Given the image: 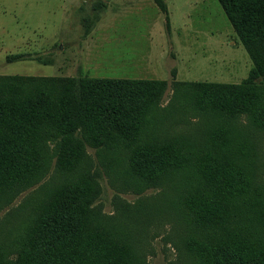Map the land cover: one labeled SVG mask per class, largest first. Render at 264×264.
Segmentation results:
<instances>
[{"label":"trees","instance_id":"16d2710c","mask_svg":"<svg viewBox=\"0 0 264 264\" xmlns=\"http://www.w3.org/2000/svg\"><path fill=\"white\" fill-rule=\"evenodd\" d=\"M218 2L254 64L242 84L0 75V205L50 180L0 220V264H150L164 223L183 230L188 264H264V179L240 129L264 133V0ZM88 148L131 190L156 191L132 224L93 206Z\"/></svg>","mask_w":264,"mask_h":264},{"label":"rangeland","instance_id":"374dc122","mask_svg":"<svg viewBox=\"0 0 264 264\" xmlns=\"http://www.w3.org/2000/svg\"><path fill=\"white\" fill-rule=\"evenodd\" d=\"M95 1L0 0V75L166 80L169 85L175 79L242 84L250 75L253 61L218 0H164L169 30L166 14L155 0H101L105 3L102 17L84 37L85 26L92 24L91 8L99 6ZM17 54L29 56L8 62L9 56ZM171 93L166 92L164 105ZM241 125L258 149L255 180L262 183L264 133ZM103 153L87 149L94 163L91 174L100 189L93 206L132 224L138 211L152 207L156 191L138 194L131 190L120 172L107 169ZM47 183L48 178L1 204L0 220L40 189L45 192L41 198L49 196ZM152 227L153 222L148 221L147 232ZM157 233L159 236L151 240L153 253L148 262L188 264L179 257L180 250L184 252L183 230L164 223Z\"/></svg>","mask_w":264,"mask_h":264}]
</instances>
